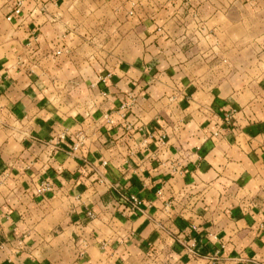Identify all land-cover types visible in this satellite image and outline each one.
<instances>
[{"label":"crops","instance_id":"1","mask_svg":"<svg viewBox=\"0 0 264 264\" xmlns=\"http://www.w3.org/2000/svg\"><path fill=\"white\" fill-rule=\"evenodd\" d=\"M0 264H264V0H0Z\"/></svg>","mask_w":264,"mask_h":264},{"label":"built area","instance_id":"2","mask_svg":"<svg viewBox=\"0 0 264 264\" xmlns=\"http://www.w3.org/2000/svg\"><path fill=\"white\" fill-rule=\"evenodd\" d=\"M74 147H76V145ZM46 188H48V186L47 185H44L42 188L37 189V191L38 192H41V191H43ZM130 200L133 202L134 205H139V203H140L139 200L136 199L135 197H131ZM89 216H92V214L89 213Z\"/></svg>","mask_w":264,"mask_h":264}]
</instances>
